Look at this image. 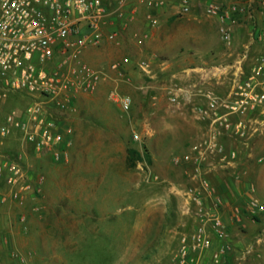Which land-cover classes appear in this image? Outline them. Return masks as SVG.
Returning a JSON list of instances; mask_svg holds the SVG:
<instances>
[{
  "label": "rangeland",
  "instance_id": "374dc122",
  "mask_svg": "<svg viewBox=\"0 0 264 264\" xmlns=\"http://www.w3.org/2000/svg\"><path fill=\"white\" fill-rule=\"evenodd\" d=\"M189 1L192 4L194 0ZM196 1L185 16L169 13L163 20L159 18L157 27L148 26L145 19L137 27L132 23L117 42L111 43L114 50L110 56H97L98 50L109 43L83 56L84 62L99 69L113 66L124 57L130 59V64L123 67L126 82H120L115 70L112 84L101 89L94 101L87 100L88 94H77L66 115L72 126L74 120H79L83 132L89 126L94 127L87 137L93 147L88 156L84 154L93 167L92 184H71L69 178L59 183L57 167L61 166L69 175L76 159L71 150L74 136L69 137L72 146L66 163L56 162L51 152L36 153L32 149L28 154L35 166L32 171L26 155L21 157L13 151L2 154L0 161L6 157L19 159L34 178L43 177L44 181L31 194L32 217L26 216V233H20L26 246L20 243V247L14 248L8 263L0 255V264H176L173 258L181 234L179 195L174 189L177 185L157 170L163 167L167 176L173 175L175 169L178 171L181 166L173 163V157L185 153L192 138L181 139L180 149L168 148V128L176 122L169 115L176 107L177 112L185 110L174 105L170 97L178 89L194 94L200 90L215 91L226 97L235 80L236 66L241 62L247 78L256 60L264 58V41L258 38L264 31V0L257 5V13L262 14L258 21L252 17L254 9L249 7L248 0H205L206 8L201 7L200 0ZM211 2L239 5L233 16L236 22L231 44L223 40L218 20L207 13ZM141 27L158 31L155 55L146 42L139 44L136 38L132 39V33ZM236 30L241 32L238 40ZM253 45L259 55H252ZM142 62L149 64L148 71L140 67ZM216 68L223 72L214 78L212 71ZM115 92L132 97L129 112L123 111L114 100ZM248 119L251 131L255 128L259 131L236 142L261 144L264 105L250 113ZM106 145L111 147L109 152L102 149ZM130 149L141 155L132 169L127 164ZM81 174L85 175L86 170ZM258 186L260 197L254 195L246 204L231 209L233 215L239 210L233 219L235 227L224 220L232 240L238 244L240 259L235 264L250 263L253 257L257 258V264H264V212H254L250 205L253 199L264 204V182ZM6 187L0 184V190ZM259 239L263 242L260 246ZM252 246L255 251L247 254Z\"/></svg>",
  "mask_w": 264,
  "mask_h": 264
},
{
  "label": "built area",
  "instance_id": "2783aa9c",
  "mask_svg": "<svg viewBox=\"0 0 264 264\" xmlns=\"http://www.w3.org/2000/svg\"><path fill=\"white\" fill-rule=\"evenodd\" d=\"M158 1L0 0V138L21 132L36 153L51 152L56 162H68L70 131L60 119L71 109L74 96L94 92L107 75V68H96L84 62L83 56L91 49L119 40L128 6L152 8ZM191 5L189 0H183L182 13L188 14ZM207 7V13L220 24L223 40L231 44L236 22L233 16L239 5L211 2ZM258 38L264 41V31ZM145 40L144 34L137 38L139 44ZM256 61L247 78L241 62L236 66L235 80L226 97L215 91L200 90L194 94L184 89L174 91L170 97L174 105L190 111L207 125V132L189 151L173 157L175 165L191 168L194 183L185 194V213L193 217L194 224L179 237L173 258L176 264H231L230 256L237 251L221 215L222 198L209 202L215 190L206 174L217 163L236 162L238 152L229 150L224 139L242 141L259 131H251L248 119L250 113L264 105V58ZM129 64V57H124L109 68L123 78V67ZM140 67L148 71L149 64L142 62ZM220 72L223 70L216 68L212 77L217 78ZM11 95L29 100L28 104L6 112L2 103ZM113 98L123 111L132 109L131 96L115 92ZM43 181V177L34 178L19 159L6 157L0 161V184L10 188L15 202H22L37 191ZM1 199L5 201L7 196ZM250 205L254 212H264V204L257 199ZM238 213L236 210L235 218ZM254 251L252 246L247 254Z\"/></svg>",
  "mask_w": 264,
  "mask_h": 264
},
{
  "label": "crops",
  "instance_id": "0c3cea01",
  "mask_svg": "<svg viewBox=\"0 0 264 264\" xmlns=\"http://www.w3.org/2000/svg\"><path fill=\"white\" fill-rule=\"evenodd\" d=\"M175 2V0H159L157 4L152 8H148L146 6H139L136 4L128 6L127 12L125 14V22H123L124 24H122L124 27L122 30V34H125V31L128 29L129 26H132V23L133 26L137 27L145 20H148V22L146 23L148 26L157 27L160 19L163 20L166 14L168 15L169 13H180L185 16L186 14L182 13V2ZM196 3L197 1L194 0L192 2V6L195 7ZM199 3L202 4L201 7L204 6V8H206L207 1L205 2V0H200ZM247 3L249 4L250 8L254 9V15H251L252 17H254V20L258 21L262 19V14L257 13V9L259 7L257 5L258 3L260 4V1L248 0ZM153 21H155V24L153 23ZM141 34L146 35L145 42L150 49H154V51L152 50L151 54L155 55V42L159 41L158 31L155 28L148 30L144 29V27H141L140 31H138L134 35L132 33V39L136 38L135 40L137 41L138 36H140ZM240 36L241 32L239 30H236L235 38L238 40L240 39ZM105 47L106 48L103 50H98V53L96 51L97 56L99 55L101 58H105L107 55L110 56L113 54L114 49L111 46L110 42L109 45H105ZM252 50L253 56H255V54L259 55L260 52L256 47H254V45L252 47ZM106 72V77H104V79L100 82L94 92H91L87 95V100L94 101L95 95H98L101 89H103L104 87L106 88L112 84L111 80L113 76L116 75V71L108 67ZM118 79L121 83L127 81L125 80V77H118ZM28 101L29 100H24L22 97L11 95L10 98L7 99V102L2 103V106L4 107V110L8 112L11 111L13 108H23L25 104H28ZM176 108L174 109V111H171L172 113L169 115L170 117H173L176 122H174V124H172V126L168 128L167 136L170 139V142L168 143V148L180 149L182 145L180 143L181 139L184 140V138H192L189 146L184 151L187 152L190 150V146L197 140L202 138L207 132V125L197 120L191 114L190 111L185 109L183 111L177 112ZM60 122L62 123V126L64 128H67V130L70 131V136H74L75 138V142L71 150L76 155V159L73 165L74 170L73 167H71L70 169H72V171L69 175H67L63 171L64 168H62L61 166L57 167V171L59 172L58 178L60 179L59 183L66 182V179L69 178L71 184L90 185L92 184L91 175L93 167L89 166V158L86 156H88V153L91 152L93 144L89 143L87 137L91 136L94 127L89 126L86 132H83L82 125L80 124L81 122L79 120H74L75 123L72 126L71 120L69 121L66 116L65 118L63 117L62 119H60ZM261 140V144H255L253 142L252 144L246 143L247 145H243L239 142L230 139H224L223 141L229 150L235 149L238 152V159L233 165H219L217 163V166L210 169V171L206 174V178L209 179L211 185L215 190L214 196L213 198H210L209 202L213 203L216 198H222L223 204L220 208L221 215L224 220L228 222V224L233 228L235 227L236 222L233 221V219L235 220V217L231 209L234 206L246 204L250 199H252L254 195L256 197H260L258 194V185L264 182V139L262 138ZM102 149L106 150L104 152H109L111 147L106 145L103 146ZM10 151L15 152L21 157H24V155H26V163L29 167L32 168V171L33 169H35L34 163L30 161L31 157L28 155L32 152V148L24 140V137L21 132L16 131L13 135L5 139L0 138V159L3 156L2 154L8 153ZM178 168V171H176L175 169V173L173 175L169 174L168 176L167 173L163 170V167L159 171L157 170V172H159V175H163V178L164 176L165 178L168 177L169 181L177 185L174 189L179 195V197L177 198L180 209V222L178 223V227L181 229L180 233L182 234L184 232L190 231L193 228L194 224L193 217L185 213V194L188 188L194 183L192 182L190 177L192 175L191 168L185 166H181ZM84 169L86 170L85 175L81 174ZM252 189H254L255 191L253 192ZM10 191L11 190L8 187L0 190V255H2V257H5V263L9 262L8 258L10 257V255H13L12 250L18 246L20 247V243H23L22 246H26V239L23 237V235L21 237L20 233H26V222L24 221V218L31 214L32 210L29 208V206L33 201L30 198L32 195L29 194L24 198L22 202H15L10 196ZM3 195L7 196V199L5 201H2L1 199ZM29 221L32 222V219H29ZM257 243L260 246V244L263 242L261 239H259ZM235 246L237 248L238 244H235ZM237 252L238 249L233 254H231V264H235L236 259H240L237 255ZM249 262L250 263L247 264H257V258L253 257L250 259Z\"/></svg>",
  "mask_w": 264,
  "mask_h": 264
},
{
  "label": "trees",
  "instance_id": "16d2710c",
  "mask_svg": "<svg viewBox=\"0 0 264 264\" xmlns=\"http://www.w3.org/2000/svg\"><path fill=\"white\" fill-rule=\"evenodd\" d=\"M141 158L140 153L136 149H130L128 152L127 164L130 169L135 168L137 161Z\"/></svg>",
  "mask_w": 264,
  "mask_h": 264
}]
</instances>
